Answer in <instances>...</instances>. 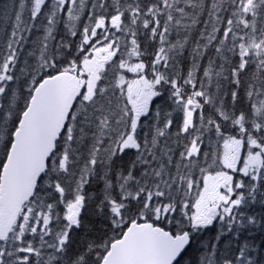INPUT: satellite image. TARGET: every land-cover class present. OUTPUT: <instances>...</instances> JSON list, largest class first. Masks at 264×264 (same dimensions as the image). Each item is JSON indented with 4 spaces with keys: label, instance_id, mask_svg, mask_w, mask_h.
<instances>
[{
    "label": "snow or ice",
    "instance_id": "snow-or-ice-1",
    "mask_svg": "<svg viewBox=\"0 0 264 264\" xmlns=\"http://www.w3.org/2000/svg\"><path fill=\"white\" fill-rule=\"evenodd\" d=\"M0 21V264H264V0Z\"/></svg>",
    "mask_w": 264,
    "mask_h": 264
},
{
    "label": "trees",
    "instance_id": "trees-1",
    "mask_svg": "<svg viewBox=\"0 0 264 264\" xmlns=\"http://www.w3.org/2000/svg\"><path fill=\"white\" fill-rule=\"evenodd\" d=\"M8 2V0H0V5H2V4H4V3H7ZM0 22H2V21H0ZM9 27H10V25H9ZM63 26L61 25V28H62ZM73 39H75V38H73ZM26 48H31V45L29 44V45H26L25 46ZM130 74V77H132V74L131 73H129ZM128 75V74H127ZM161 101H160V99L159 98H156L154 101H153V103L154 104H156V103H160ZM213 233H214V229L212 230V231H209L208 233H206L205 234V238H209V237H211L212 235H213Z\"/></svg>",
    "mask_w": 264,
    "mask_h": 264
}]
</instances>
